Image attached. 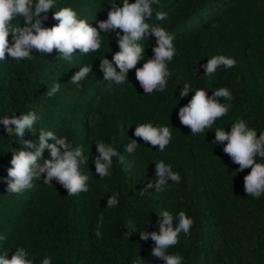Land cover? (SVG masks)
<instances>
[{"label": "trees", "instance_id": "1", "mask_svg": "<svg viewBox=\"0 0 264 264\" xmlns=\"http://www.w3.org/2000/svg\"><path fill=\"white\" fill-rule=\"evenodd\" d=\"M112 2L55 0L56 6L46 13L48 19L42 26L50 28L57 24L58 21L52 18L53 12L61 7H71L79 19L97 27V21L107 19ZM115 2L122 5V0ZM132 2L134 0H129ZM152 8V17L146 20L150 28L160 26L174 36L173 44L178 54L168 63L169 70L183 62L202 60L217 48H231L239 30L246 26V22L236 25L235 21L243 12L251 16L247 22L260 21L253 26L249 42L243 48L250 49L242 52L246 68L236 62L230 69L220 67L212 78L194 76L190 81L193 91L190 97L198 88L204 89L208 96L215 89L228 88L233 100L228 102L220 98L221 103H231L228 114L217 119L211 129H205V133L193 136L190 128L181 125L178 117L179 108L191 98L184 102L173 94L158 91L142 98L128 96V88L140 86L135 69L128 72L123 84L105 80L99 68L100 60L106 58L115 67L112 57L119 51L115 35L119 29L101 32L100 49L86 55L76 50L71 62L62 59L55 49L44 55L33 50L32 58L23 60L11 59L6 54V59L0 61V119L30 111L39 116L49 111L53 116L55 134L69 104H79L78 111L86 116L96 100H105L109 111H101L100 141L107 142L114 136L121 154L141 158L147 174H135L138 167L132 163V176L116 174L105 177L110 190L101 203L99 217H103V226L99 239L95 235L98 218L90 215L85 192L69 196L60 184L57 193L45 202L40 213L31 217L32 231L23 232L27 206L39 183L43 182L44 174L33 180V187L27 195H17L7 192V169L11 167L13 153L30 151L23 140L33 142L35 129L33 126L32 131L26 130L23 138H19L9 136L0 124V236L5 237L0 240V254L7 249L10 258L14 251L9 248L16 241L19 247L28 251L30 258H35V264H40L45 257H51V264H164L163 260L151 255L154 241L151 238L141 240L139 233L158 232L161 212L166 210L174 217L183 211L194 221L190 235L181 232L178 244L168 249L169 254H180L183 264H200L211 242L215 250L225 253L224 258L218 257V264H264V194L256 199L245 193L243 178L250 168L238 171L239 165L230 157L221 159L211 153L223 146L214 142L215 130L221 127L230 132L232 124L239 119L255 129L257 137L264 132V0H160L159 5L153 4ZM158 12L166 13L167 19L157 20ZM11 23L24 26L19 15ZM213 23L219 27L213 28ZM9 43H12L11 35ZM138 43L145 47L144 59L136 65L140 68L153 57L156 38L149 34ZM85 65L92 66V72L78 85L73 84L72 76ZM54 82L60 84V91L49 98L47 91ZM73 96L79 100L70 101ZM51 108L56 111L50 112ZM143 123L169 127L172 140L163 152L157 149L158 146L133 135L136 125ZM65 137L73 148L83 147L85 137L82 133ZM131 140H136L139 146L129 154L126 146ZM161 153L172 158V171L181 177L177 188L185 197L180 202H168L162 191L157 192L154 188L141 195L147 183L155 184V163L163 161ZM201 156H208L214 169V174L205 179L203 169L193 164ZM46 159H50L48 149L44 150L38 163L42 165ZM257 162L264 163L259 158ZM191 184H194L192 189ZM42 187L46 188L45 183ZM114 194H118V205L106 207L108 197ZM130 222L136 232L129 235ZM177 223L173 220V228ZM207 236L211 239H206Z\"/></svg>", "mask_w": 264, "mask_h": 264}, {"label": "clouds", "instance_id": "2", "mask_svg": "<svg viewBox=\"0 0 264 264\" xmlns=\"http://www.w3.org/2000/svg\"><path fill=\"white\" fill-rule=\"evenodd\" d=\"M160 0H122V5H117L115 0L110 4L107 12V19L97 21V27L91 26L85 19H79L77 13L71 7H61L53 12L52 18L58 21L52 27H43V21L47 20L46 13L53 9L55 0H0V61L8 57L14 60L31 59L32 51L39 54H51L57 50L62 59L71 62L76 50L81 54L97 52L101 47V32H115L119 51L112 60L103 58L100 60L99 68L103 72L105 80L115 84H123L127 79L130 70L135 69V78L143 89L144 94H151L154 91L163 92L167 86L168 77L171 75L168 63L178 53L173 44L174 36L160 26L151 27L146 22L152 17V5H159ZM42 13L45 15L41 16ZM21 16L24 26H14L11 21L16 16ZM157 20H166L167 14L158 12ZM213 28L219 27L213 23ZM150 30V31H149ZM123 33L121 35L120 33ZM152 35L156 38V46L152 49L154 55L137 68L138 62L144 59L145 47L138 43L146 36ZM11 35L12 43H9ZM235 59L224 55H216L207 60L204 68V76L212 78L220 67L233 68ZM119 69L117 71L116 69ZM92 72V66L85 65L79 68L71 78L73 84H79ZM60 91V84L54 82L47 91L49 98ZM193 92L191 85L185 83L180 89V97H185ZM220 98L231 102L233 95L226 87L213 90L211 96L207 95L204 89H196L191 99L185 106L179 108L178 117L181 125L190 128L193 136L205 133V129H211L215 121L228 114L231 103H221ZM39 119L35 112L20 114L19 116L4 117L0 119L5 131L9 136L23 138L25 131L33 130V126ZM133 135L142 139L152 146H158L161 152L170 144L172 133L167 126H154L152 123L138 124ZM52 140L54 143H49ZM37 143L24 141L26 147L31 151L20 150L13 153L10 161L11 167L7 169V192L21 195L33 187V180L44 174L43 183L51 184L55 180L69 196L78 195L81 192H88L89 175L81 174V163L86 164L87 158L83 156L82 147L73 148L67 137H57L52 131L39 130ZM215 143L223 144V152L227 154L233 163L239 165L238 171L250 168L251 171L244 176V191L248 196L259 199L264 194V163L257 162V158L264 161V132L248 127L243 119L232 124L230 132L224 131L221 127L215 130ZM226 142V143H225ZM98 156L93 161L95 173L100 178L110 175V168L113 157L118 158V163H124V157L116 148L102 141L96 144ZM139 146L136 140L126 146V152L133 153ZM48 149L50 159L44 160L40 165L43 152ZM155 184L149 182L141 191L145 195L148 189H155L160 192L166 190L168 182L179 183V173L172 171L170 165L163 161L155 163ZM118 194L108 197L107 206L113 208L118 205ZM162 219L158 221L159 231L140 232V239L147 241L151 238L154 247L151 255L164 261V264H183V257L180 254H169L168 249L177 245L179 234L190 235V229L194 223L193 219L180 211L173 216L169 211H162ZM173 220L178 221L173 228ZM103 226V217L98 218L96 237L101 238L100 228ZM129 235L136 232L135 226L128 225ZM5 237L0 236V240ZM0 264H35V258H30L28 251L18 247L8 256L5 249L0 254ZM40 264H51V257H45Z\"/></svg>", "mask_w": 264, "mask_h": 264}, {"label": "rangeland", "instance_id": "3", "mask_svg": "<svg viewBox=\"0 0 264 264\" xmlns=\"http://www.w3.org/2000/svg\"><path fill=\"white\" fill-rule=\"evenodd\" d=\"M251 16L243 12L240 14L236 19V25H241L243 22H246V26L239 30L238 38L234 41V45L230 46L231 48H217L214 52L211 53L210 56L202 59V60H191L188 62H183L179 66H176L170 69L171 75L168 77V82L165 90L163 92L168 94H173L178 97L182 101H188L191 97L190 92L185 97H180V89H183L185 83H189L194 76L199 77H206L204 76V68L202 65L207 63L208 59H211L213 56L216 55H224L229 58L235 59L237 63L242 65L246 68L244 63V58L242 56L243 50L250 51L249 48L243 49L248 43L249 33L252 32L253 26L255 24L258 25L260 21L247 22ZM239 29V28H238ZM248 75V74H246ZM248 80V79H246ZM128 96L133 98H142L144 95L143 89L141 86H133L126 90ZM72 102L79 100L77 96H73L70 101ZM79 101V103H81ZM78 105H68V108L63 113L62 119L59 120V125L56 128L55 135L59 137H65V135L76 136L79 133H82L85 137L84 144L82 147L83 156L87 158L86 164L81 163L80 165V172L81 174L89 175L88 180V188L89 191L85 192V197L87 202L89 203V210L90 215L93 217L99 218V215L102 213L101 203L107 197V193L110 190V184L104 178H100L97 173H95V165L93 161L95 157L98 156L96 152L95 144L100 141V120H101V111H109L108 102L105 100L98 99L93 104V108L91 112L83 116V112L78 111ZM55 108H51L50 112H55ZM49 112V111H48ZM40 114L38 117L39 119L34 124L35 132L33 134V142L37 143L39 138V130L43 129L46 131H52L54 133V124L52 122L53 116L50 113ZM52 123L53 125L51 126ZM83 123L82 128L80 124ZM105 144H109L112 147L116 148L117 151L121 154L120 150L118 149L117 143L115 142V137H111ZM224 146V145H223ZM223 146L218 147L217 149L211 151V153L221 159H228L229 156L223 152ZM32 149L30 148V151ZM122 155V154H121ZM124 163H118V158L113 157L112 165L110 168V175L122 174L124 177L132 176V165L135 163L138 167L137 171L135 170V174L140 173L139 175H146V170H144V164L142 163L141 158H128L126 155L124 156ZM155 157V156H154ZM160 158L165 161L167 164H172V158L165 154L161 153ZM133 163V164H132ZM195 163L196 166L201 167L203 170V179L205 177H209L214 174L213 166L211 165V161L208 156H201L198 157L193 164ZM33 183V182H32ZM192 183V180H191ZM44 183H39L38 189L34 193V196L27 206V214L26 220L22 226L23 232L32 231V220L31 217L38 215L48 200L52 199L53 196L57 193L58 183L53 180L51 184H45L46 188H43L42 185ZM179 183L168 182L166 190H163L162 193L165 198H167L168 202H180L184 199L185 196L179 193L177 188ZM191 189L194 187V184H191ZM29 190V189H28ZM28 190L24 192V195H27ZM26 193V194H25ZM191 193H193L191 191ZM22 195V194H21ZM27 197V196H26ZM162 213V212H161ZM206 239H211V237L207 236ZM211 242V240H210ZM209 242V243H210ZM18 242H13L10 246L11 251H15L18 248ZM215 247V246H214ZM222 256L225 257V253L219 252L217 249L213 248V242L209 244L208 248L206 249V256L202 257V260L199 261L200 264H218V257Z\"/></svg>", "mask_w": 264, "mask_h": 264}]
</instances>
